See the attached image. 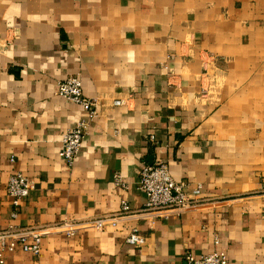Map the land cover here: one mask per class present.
Instances as JSON below:
<instances>
[{"label":"crops","instance_id":"0c3cea01","mask_svg":"<svg viewBox=\"0 0 264 264\" xmlns=\"http://www.w3.org/2000/svg\"><path fill=\"white\" fill-rule=\"evenodd\" d=\"M73 75L94 120L58 94ZM81 120L71 168L62 137ZM159 161L190 194L202 186L165 218L139 189ZM14 172L32 185L19 209ZM35 228L42 254L5 250L6 264H188L217 249L264 264V0H0V231Z\"/></svg>","mask_w":264,"mask_h":264},{"label":"built area","instance_id":"2783aa9c","mask_svg":"<svg viewBox=\"0 0 264 264\" xmlns=\"http://www.w3.org/2000/svg\"><path fill=\"white\" fill-rule=\"evenodd\" d=\"M58 94L78 105L87 114L89 120H94L98 116L97 103L87 97L83 89L82 78L78 75L59 83ZM89 131V122L81 120L74 128L63 134L60 148V157L68 167H74L85 139ZM122 181L120 177L117 180ZM186 182L177 181L171 172L170 165L159 161L153 164H144L140 174L139 189L145 194L146 202L144 213L157 216L168 217L172 210H183L193 207L197 203V196L201 193L202 186L194 190L193 195L188 190ZM32 185L30 179L21 172H14L8 183V193L14 198L17 209L29 196ZM16 209V210H17ZM132 211L128 200L122 202L121 214L126 215ZM18 216V211L13 213V217ZM108 220L100 219L96 221L98 228H104ZM45 234L42 229H32L29 233L17 236L12 231H0V264H6L4 251H14L21 247L25 252H31L35 256H40L43 250V239ZM146 238L134 229L127 238V242L134 246H142ZM185 260L188 264H230L225 251L214 250L212 252L196 255L193 252H186Z\"/></svg>","mask_w":264,"mask_h":264}]
</instances>
